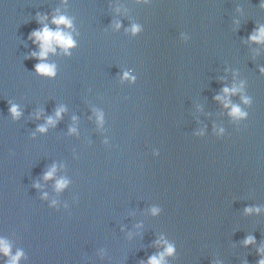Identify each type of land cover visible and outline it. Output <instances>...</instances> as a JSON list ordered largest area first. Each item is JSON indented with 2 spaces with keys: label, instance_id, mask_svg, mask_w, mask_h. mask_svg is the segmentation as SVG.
Returning <instances> with one entry per match:
<instances>
[{
  "label": "water",
  "instance_id": "water-1",
  "mask_svg": "<svg viewBox=\"0 0 264 264\" xmlns=\"http://www.w3.org/2000/svg\"><path fill=\"white\" fill-rule=\"evenodd\" d=\"M44 24L71 34L69 54L31 55ZM261 27L262 0H0V239L17 264H147L166 245L164 264H258Z\"/></svg>",
  "mask_w": 264,
  "mask_h": 264
},
{
  "label": "clouds",
  "instance_id": "clouds-1",
  "mask_svg": "<svg viewBox=\"0 0 264 264\" xmlns=\"http://www.w3.org/2000/svg\"><path fill=\"white\" fill-rule=\"evenodd\" d=\"M262 6H264V0H262ZM47 19V17H41L40 18V23H44V21ZM52 24L60 26L63 25L66 28H71L72 26V21L70 18L64 16V15H57L53 17ZM116 28H119L120 25L117 23L115 25ZM133 33L138 31V29L134 26L132 28ZM30 39H33V43H38L39 45V51L38 52H33L31 55L33 57H36L40 61H43L46 59L49 53H55L56 48L59 47L61 50H63L64 54H69L68 50L74 46V40L69 32H65L61 30L59 27H57L55 30H52L48 27L47 24H44V26L36 31H33L30 35ZM250 41L254 42H262L264 41V27H261L258 29L256 32H254L250 37ZM34 70L37 74L42 75V76H47V77H54L55 76V65L54 64H49V63H37L34 66ZM261 72H264V68L261 69ZM124 77L127 78L128 74L124 73ZM242 87V85H241ZM241 90L240 87L233 86L232 88L224 87L222 89L223 93H225V101L227 99V94L232 93L235 94ZM215 99L220 100L221 97L217 96ZM243 102L245 104H248L250 101L248 98H244ZM225 107H228V103L225 102L224 104ZM64 109L60 108L56 111L55 117L58 119L60 117L61 112H63ZM9 112L12 115L13 118H17L20 116V112L18 111V108L16 105H10L9 107ZM229 115L232 116L235 119H242L244 118L247 113L241 111V109L238 106L233 105L231 107V111L229 112ZM98 121L100 120V116L98 115L97 117ZM55 123V120L52 117H48L46 120V125L41 126L38 128V131L44 132L46 130L47 125H53ZM55 171V166H53L52 170L48 171L44 175V179H50L53 175V172ZM67 184L66 180H58L56 182V189L59 191L60 189L64 188ZM36 187H39V185H36ZM156 210L154 209L153 212ZM246 212L250 211H259V209H245ZM162 241H157V243H161ZM245 245L253 243V238L248 237L244 241ZM261 251H264V249H261ZM174 252V248L171 245H166L165 249L163 252L159 253L158 255L152 256L149 258L147 264H164V257L166 255H171ZM0 254H2L5 257H10L7 261L6 264H17V262L20 260L21 256L23 253L21 251H17L15 255H11L10 252V245L9 243L4 240L0 239ZM258 264H264V257H262L259 261Z\"/></svg>",
  "mask_w": 264,
  "mask_h": 264
}]
</instances>
